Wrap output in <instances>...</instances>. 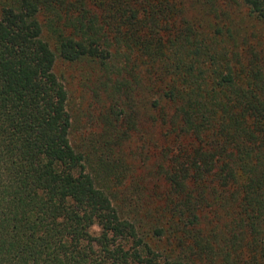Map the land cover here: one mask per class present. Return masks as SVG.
I'll return each mask as SVG.
<instances>
[{
    "label": "trees",
    "instance_id": "obj_1",
    "mask_svg": "<svg viewBox=\"0 0 264 264\" xmlns=\"http://www.w3.org/2000/svg\"><path fill=\"white\" fill-rule=\"evenodd\" d=\"M218 1L0 0V264H264V0H239L252 45ZM57 60L127 101L94 170L115 188L71 143ZM142 94L171 139L150 187L114 152Z\"/></svg>",
    "mask_w": 264,
    "mask_h": 264
},
{
    "label": "rangeland",
    "instance_id": "obj_2",
    "mask_svg": "<svg viewBox=\"0 0 264 264\" xmlns=\"http://www.w3.org/2000/svg\"><path fill=\"white\" fill-rule=\"evenodd\" d=\"M218 2L219 6L223 7L221 8L223 14H219L217 18V22L222 24V29L226 23L240 39L244 38L245 42L254 44L258 39L253 35L262 32V25L247 13L239 0ZM54 71L68 93L67 110L72 121L71 143L78 151L88 156V171L92 172L97 182H105L103 176L94 174V170L99 162L104 163L106 160L102 154L104 139L111 132L123 130L120 125L111 123H116V113L126 110L127 101L121 100L117 94L114 97L115 91L112 86L114 84L108 81L107 73L99 69L95 63L89 61L68 63L57 60ZM142 96L143 98L138 99L136 113H131L134 120L129 126L128 139L114 148V152L123 159L125 166L123 169L126 172L125 177L121 179L123 185L131 182L134 177L148 185L149 175L161 160L159 155L161 148L167 144L166 142L171 141L162 135L164 130L158 118V108L151 111L144 109V106L149 108V104L147 98L143 94ZM127 112L130 113V110ZM150 114L156 118L155 121L149 119ZM105 183L111 188L116 187L112 176ZM93 231L97 232V228ZM123 244L125 243L122 239H117L113 246L118 248Z\"/></svg>",
    "mask_w": 264,
    "mask_h": 264
}]
</instances>
